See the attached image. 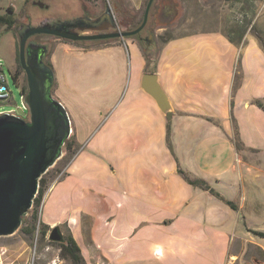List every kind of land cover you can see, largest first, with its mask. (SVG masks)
<instances>
[{
  "label": "crops",
  "instance_id": "obj_1",
  "mask_svg": "<svg viewBox=\"0 0 264 264\" xmlns=\"http://www.w3.org/2000/svg\"><path fill=\"white\" fill-rule=\"evenodd\" d=\"M124 1L136 12L146 2ZM247 33L241 43L219 30L179 34L166 39L150 60L140 39L129 37L137 54V76L126 92L128 38L88 46L85 68L63 67V82L82 76L77 89L84 110L76 111L83 117L81 126L71 115L70 100L60 99L78 146L98 125L110 124L104 137L92 139L89 150L79 149L52 180L41 219L50 229L67 228L87 264H235L246 242L264 250L256 234L239 231L241 221L263 211L256 193L247 209V188L259 189L257 183L264 178L262 159L248 156L263 155L261 136H246L258 131L257 118L264 119V109L256 103L264 98V50L259 39ZM74 42L56 43L53 66L58 48L70 52L85 46ZM146 72L157 73L172 106L170 119L190 126L182 134L176 128L182 167L166 144L168 115L141 87ZM93 78L97 89L89 88ZM58 86L55 74V89ZM107 109L113 110L109 118L104 117ZM136 126L146 127L144 138L133 133ZM150 133L153 144L142 149L138 141L149 142ZM241 153L247 156L241 159ZM179 169L205 180L221 197L189 183ZM9 257L10 250L0 246V264H21L25 253L19 251L18 263L9 262Z\"/></svg>",
  "mask_w": 264,
  "mask_h": 264
},
{
  "label": "rangeland",
  "instance_id": "obj_2",
  "mask_svg": "<svg viewBox=\"0 0 264 264\" xmlns=\"http://www.w3.org/2000/svg\"><path fill=\"white\" fill-rule=\"evenodd\" d=\"M177 5L180 8V15L177 19L169 24H163L161 21L154 22V13L156 12L159 6V0H155L153 6L150 11L148 23L144 31H142V35L147 37L150 31L147 28L151 29L153 41L151 43H145L146 48L150 45L149 56H155L160 49L161 44L168 38L184 34L190 32H198V31H213L219 30L225 33H228L232 28H237L243 24L246 19L252 18V25H254V29H250L247 34H253L254 36H258L259 41L264 43V0H175ZM36 2H41L44 6L37 4ZM107 2V3H106ZM95 0V1H87V0H0V15L13 17L15 20H19L20 22H27L30 26H40L43 24H51L56 25L58 23L74 21L75 19H79L84 17L87 13L90 14H98L102 12L103 14L107 9L115 14L116 18L122 24L121 27L125 26H134L139 23L141 17L143 16L145 5H143L142 9L138 12L129 8V6L124 3V0H118V7H115V1L110 0ZM118 10H117V9ZM255 14L253 15V13ZM129 18H132V22H128ZM20 32L17 31L16 28H10L7 24L0 23V58L5 63V71L8 78L10 90H11V99L9 101H1L0 100V113L8 112L13 109H17L23 104L22 98V87L15 80L14 72L18 66V42ZM261 39H260V37ZM127 43L129 44V49H127V64H128V82L125 85V92L127 89H133V80L135 76H137L136 70V60L134 58L136 51L134 46H132L131 40L127 37ZM33 39L37 40L38 43L44 44L48 47L49 52H52L56 43L60 41H70L66 39H62L56 37L54 35L49 34H36ZM113 40L120 38H111ZM109 40L106 39H95V40H83V41H71L77 44H82L85 46H81L82 49L78 48V50H71L70 52L64 51L61 48H58L55 56V63L53 66V70L57 75L58 82L60 86L55 89V82L53 84V95L55 94L59 96V100L61 98L69 99L71 102V110L73 111L71 114L74 120L81 126V118L76 111L84 110V99L79 94V89H77L79 81L82 79V76H78V74L72 75L66 82L62 81V71L63 67L66 68L67 64H73L75 67L81 65L85 68L84 64L86 63V58L83 56H88L85 54V49L88 46H95L99 44H104ZM125 43V42H124ZM126 49V46L123 45ZM61 47V46H60ZM88 49V48H87ZM91 54V53H89ZM144 54V53H143ZM50 57V59H49ZM47 59L51 60V55L47 54L45 56L44 61ZM135 63V64H134ZM88 66V65H87ZM76 68L72 69V72ZM25 73V72H24ZM23 75V74H22ZM94 79L89 83L90 89H97L98 86L94 84ZM56 97V96H55ZM62 103V102H61ZM63 104V103H62ZM64 105V104H63ZM65 106V105H64ZM67 109V107L65 106ZM111 110V109H110ZM105 110L104 117L109 118L112 115V111ZM29 112V110H27ZM68 112V109H67ZM69 114V112H68ZM70 116V114H69ZM114 118V115L112 116ZM111 117V119H112ZM71 119V118H70ZM253 121L255 119L253 118ZM105 122V121H104ZM103 122V123H104ZM256 122V121H255ZM102 125L96 127L95 130L90 133L86 137L84 145L78 147L82 150H89L92 148V139H97L100 135L105 136L106 131L108 130L109 124ZM257 130L256 134L252 131L246 133L248 138H253L255 135L261 136L260 144L264 151V119L257 118ZM168 124V122H167ZM176 128H180V134L186 133L190 126L185 123V125H178L177 120L173 121L171 118V122L167 125V137L166 144L167 147L172 154L173 158L176 160L180 167L183 164L181 159L180 151L178 149L177 139L179 138L178 130ZM146 127H135L133 133L139 136V139L144 138L143 135ZM157 129V127H154ZM131 131H126L125 134L130 135ZM149 136V142L143 143L142 140L138 141L139 147H143L145 149L146 146H151L152 143V135ZM72 137H75V134H72ZM236 139L239 141L238 132L235 134ZM159 135H156V141H159ZM160 143V142H159ZM190 153V152H189ZM66 154L64 149L63 156ZM61 156V158L63 157ZM189 156V154H188ZM187 156V159L189 158ZM243 156H247L246 153H241V159ZM248 156L255 157L254 159H262L263 169H264V152L261 157L255 155V153H248ZM58 159L57 162L48 170V179H51L55 173L56 168H60L65 161L64 158ZM238 165V164H237ZM261 165V164H260ZM243 169H246V165L242 164ZM60 172L56 175L58 176ZM52 182V181H51ZM50 182V183H51ZM48 185V188L50 186ZM259 189L250 190L247 184V209L250 206V201H252V194H255L259 197V204L262 206L261 214L249 215L243 222L240 223L239 231H243L249 235L250 229L253 230H261L264 231V178L262 181H259ZM47 188V191H48ZM47 191L45 195L47 194ZM45 198V196H44ZM44 200V199H43ZM43 204V203H42ZM90 206H88L89 208ZM41 208L40 206V218H41ZM34 209V203L32 208L29 210L27 215H31ZM246 209V210H247ZM243 217L241 218V220ZM43 220V219H42ZM24 222H22L20 228L12 235L9 236H0V246L4 245L10 250V257L8 259L9 262L18 263L17 255L19 251L25 253V259L21 264H75L73 260L69 257L63 258L61 256V248L56 241H52L48 237V231L46 237H42L40 233V225L37 221V225L35 231L31 234L22 230ZM63 232L68 234L67 228L61 226ZM252 232V231H250ZM253 233V232H252ZM255 238L264 241V237L259 235L255 236ZM54 242V243H53ZM246 247L244 250H240L238 257L236 258L235 264H264V250L260 246L253 245L250 242H246Z\"/></svg>",
  "mask_w": 264,
  "mask_h": 264
},
{
  "label": "water",
  "instance_id": "obj_3",
  "mask_svg": "<svg viewBox=\"0 0 264 264\" xmlns=\"http://www.w3.org/2000/svg\"><path fill=\"white\" fill-rule=\"evenodd\" d=\"M154 1L148 0L143 21L133 30L120 29L113 12L107 9L96 18L86 16L54 26L28 25L20 32L19 59L28 83L25 100L29 112L20 107L18 114H0V236L12 235L20 228L38 194L41 177L51 168L52 161L56 163L63 156L64 141L72 131L67 109L53 95L55 73L44 61L48 47L32 41L28 43L29 38L36 34L54 35L70 41L131 37L146 26ZM163 10L165 17L161 22L164 25L174 22L180 15L175 0H166ZM105 19L108 24L104 27H81L82 21L95 24ZM90 28L99 32L85 31ZM141 87L153 96L162 112L169 115L172 106L157 73H144ZM48 237L63 242L65 233L60 225H56Z\"/></svg>",
  "mask_w": 264,
  "mask_h": 264
},
{
  "label": "trees",
  "instance_id": "obj_4",
  "mask_svg": "<svg viewBox=\"0 0 264 264\" xmlns=\"http://www.w3.org/2000/svg\"><path fill=\"white\" fill-rule=\"evenodd\" d=\"M87 1H95V0H87ZM112 1V0H110ZM114 1V0H113ZM106 2V0H105ZM148 0H146V5H147ZM107 3V2H106ZM118 4V3H117ZM117 7V5L115 6ZM117 9V8H116ZM118 10V9H117ZM145 11V10H144ZM255 14V12L253 13V15ZM144 15V13H143ZM143 21V16L141 17V20L139 21V23L137 25L134 26V28H136L138 25L141 24V22ZM0 23L2 24H7L10 28L12 27L14 20L12 19H7L5 16H0ZM252 18L251 19H246V21L243 22L242 25H240L237 28H232L227 34L229 36V38L231 39V41L233 42H237V43H241L242 39L244 38L245 34L249 31V28L252 30L254 29V25H252ZM35 36V35H33ZM143 36V35H142ZM131 37H135L140 39V43L141 46L143 47V53L145 55V57H147V60L149 59V49L146 48V45L143 41V38L141 37V34H136L133 35ZM258 37V36H257ZM260 37V36H259ZM261 39V37H260ZM106 40H110V39H106ZM18 47H19V42H18ZM262 48L264 50V43H262ZM52 52H49L48 50V55H51ZM18 66L16 68V71L14 72V78L15 80L21 85V89H22V93H27L28 91V83H27V78H26V74L24 73V69L22 68V65L20 63V59H19V48H18ZM50 59V57H49ZM47 59V64L53 68V64L51 62V60ZM150 60V59H149ZM147 71H149V69H147ZM153 71H156V66H154ZM23 74V75H22ZM256 103L259 107L264 109V98L262 99H256ZM171 119H170V114L168 115V129H169V125H170ZM236 145L237 147L240 149L241 147V142L240 141H236ZM78 142L77 139L75 137H71L65 145L66 148V154L62 157L65 159V161L63 162V165L60 166V168H56V173L55 175L51 178L48 179V173L49 171H47L40 179V186H39V191L37 196L34 199V209L31 213V215H26L23 217V222L24 225L22 227V230L27 232L28 234H31L35 231L36 225H37V221L40 225V233L42 235V237H46L50 226L47 225L41 218H40V206L43 203V199L45 196V193L47 191L48 185L49 183L56 177V175L62 170L63 166L65 164H67L68 162L71 161V159L73 158V156L76 154L77 149H78ZM61 158V159H62ZM179 172L183 175V177L191 184L195 185V186H201L203 188L209 189L211 190L213 193L217 194L218 196L221 197V195L219 193H217V191H215V189H213L205 180L203 179H199V178H192L189 176V174L187 172H185L183 169H179ZM228 203L233 206L234 208H237L236 204L233 201L227 200ZM250 231H252L254 234L259 235L261 237H264V231L261 230H253L250 229ZM54 243V242H53ZM56 244L59 245V247L61 248V256L63 258L69 257L73 260V262L75 264H87L85 261V258L81 252V248L79 246V244L77 243V241L75 240V238L73 237L72 234H66L65 233V239L63 242H55Z\"/></svg>",
  "mask_w": 264,
  "mask_h": 264
},
{
  "label": "flooded vegetation",
  "instance_id": "obj_5",
  "mask_svg": "<svg viewBox=\"0 0 264 264\" xmlns=\"http://www.w3.org/2000/svg\"><path fill=\"white\" fill-rule=\"evenodd\" d=\"M164 2H165V0H164ZM165 5H166V3H159V6H158V8H157V10H156V12L154 13V22L156 21H162L163 19H164V8H165ZM103 12V11H102ZM102 12H100V13H98V14H90V13H87L85 16H100L101 15V13ZM0 16H4V15H0ZM7 19H12V20H14V23H13V25H12V27H14V28H16L17 29V31H19V32H21V31H23L24 29H27L28 28V20H27V22H20L19 20H15L13 17H8V16H5ZM114 17H115V19H116V21H117V24L119 25V27H120V29H122V30H133V29H136V28H134V26H132V27H130V26H125V28L124 27H121V23H120V21H118V19L116 18V16H115V14H114ZM148 23V22H147ZM108 24V20L107 19H105V20H103V22L102 21H98L97 23H95V24H86L85 23V21H82V23H81V27H83V26H87V27H92V28H100V27H104L105 25H107ZM137 25V24H136ZM147 25V24H146ZM11 27V28H12ZM144 28H146V26L144 27ZM147 30L148 31H150L151 32V29L150 28H147ZM142 31H144V29L143 30H141L140 32H139V34H141V37L143 38V41L145 42V43H150L151 41H153V38H151V35H152V33H147V34H149L147 37H145L144 35L142 36ZM93 32H99V30H95V29H93ZM138 34V33H137ZM136 35V34H135ZM19 37V36H18ZM33 37L34 36H31L30 38H29V40H28V43L29 42H36V43H38V41L37 40H35V39H33ZM108 39H111V38H108ZM18 55V54H17ZM45 62L47 63V61L45 60ZM25 72V71H24ZM53 90V89H52ZM22 117H25V116H22ZM72 134H73V130L71 131V133H70V135H69V137L68 138H66L65 139V141H64V145H63V151H64V149H65V151H66V148H65V145H66V142L72 137Z\"/></svg>",
  "mask_w": 264,
  "mask_h": 264
},
{
  "label": "built area",
  "instance_id": "obj_6",
  "mask_svg": "<svg viewBox=\"0 0 264 264\" xmlns=\"http://www.w3.org/2000/svg\"><path fill=\"white\" fill-rule=\"evenodd\" d=\"M25 96H26V93H22L23 104L20 107L23 108L24 110H28V104L25 100ZM10 99H11V90H10L8 78H7L6 71H5V63L0 58V100L5 102V101H9ZM18 108L8 111V113L18 114L17 112ZM2 113H5V112H1L0 114Z\"/></svg>",
  "mask_w": 264,
  "mask_h": 264
},
{
  "label": "bare ground",
  "instance_id": "obj_7",
  "mask_svg": "<svg viewBox=\"0 0 264 264\" xmlns=\"http://www.w3.org/2000/svg\"><path fill=\"white\" fill-rule=\"evenodd\" d=\"M54 164H55V161H52L50 166L52 167Z\"/></svg>",
  "mask_w": 264,
  "mask_h": 264
}]
</instances>
